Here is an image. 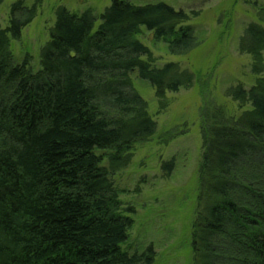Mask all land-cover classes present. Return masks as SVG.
<instances>
[{"label": "trees", "instance_id": "obj_1", "mask_svg": "<svg viewBox=\"0 0 264 264\" xmlns=\"http://www.w3.org/2000/svg\"><path fill=\"white\" fill-rule=\"evenodd\" d=\"M36 15L18 1L0 28V264H155L153 246L125 249L134 221L113 176L158 131L135 78L163 108L197 80L178 63L156 67L138 37L145 28L172 55H189L199 46L191 17L113 0L96 28L92 13L60 7L36 72L11 51ZM239 51L258 78L227 91L243 110L237 118L216 104L202 112L195 264H264V27L249 24ZM100 152H110L109 167ZM164 169L171 175L175 160Z\"/></svg>", "mask_w": 264, "mask_h": 264}, {"label": "rangeland", "instance_id": "obj_2", "mask_svg": "<svg viewBox=\"0 0 264 264\" xmlns=\"http://www.w3.org/2000/svg\"><path fill=\"white\" fill-rule=\"evenodd\" d=\"M24 1L37 6L34 21L24 29L19 41L11 42L15 63L23 64L29 57L34 71L40 70V54L50 40V30L60 7L71 13L101 15L113 0H6L0 9V28L10 23L11 6ZM138 6L165 3L191 17L187 24L194 27L198 48L186 56L172 55L166 44L155 40L145 30L138 39L148 46L155 57V66L178 63L196 75L190 90L169 94L167 108L156 98L155 90L135 78V87L149 104V113L158 125L156 135L136 147L127 168L113 176L121 201L122 214L134 221L125 249L142 253L153 246L155 264H195L193 224L198 208L200 165L203 157L201 136L202 112L213 104L237 118L243 110L227 97V91L243 85L247 90L256 84L251 56L239 51L246 27L258 23L264 27V0H127ZM205 94V96L203 95ZM210 105V106H209ZM107 158L110 152H100ZM175 160V169L167 174L164 164Z\"/></svg>", "mask_w": 264, "mask_h": 264}]
</instances>
